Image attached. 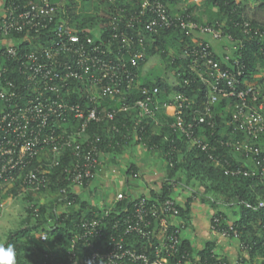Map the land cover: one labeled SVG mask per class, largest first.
I'll return each mask as SVG.
<instances>
[{
	"label": "built area",
	"instance_id": "1",
	"mask_svg": "<svg viewBox=\"0 0 264 264\" xmlns=\"http://www.w3.org/2000/svg\"><path fill=\"white\" fill-rule=\"evenodd\" d=\"M169 1L139 0L132 9L123 5L112 14L108 30L78 31L52 0H0V184L39 191L61 181L66 186L59 188V202L73 206L101 161V139L90 127L108 124L109 133L121 140H141L152 121L161 125L162 115L226 175L251 178L259 168L264 173L258 159L254 168L233 166L219 151L232 148L252 162L264 153V147L247 141L264 136V94L244 78L241 52L258 30L250 22L237 23L244 38L237 37L226 33L225 22L194 21L187 6L181 13L171 11ZM165 31L192 37L194 45L180 55L192 77L182 88L201 82L207 91L202 107L182 92L162 101L159 86L142 85L149 43ZM171 75V84L178 86ZM220 102L227 103L231 134L242 133L246 141L210 140L218 129ZM123 202L128 205L118 208ZM101 210L102 217L83 218L66 253L46 255L45 264H243L249 257L250 245L240 241L236 263L214 250L210 256L183 251L181 230L171 221L180 214L175 199L119 193L114 206ZM211 230L240 240L237 227L223 225L217 216Z\"/></svg>",
	"mask_w": 264,
	"mask_h": 264
},
{
	"label": "trees",
	"instance_id": "2",
	"mask_svg": "<svg viewBox=\"0 0 264 264\" xmlns=\"http://www.w3.org/2000/svg\"><path fill=\"white\" fill-rule=\"evenodd\" d=\"M62 6L64 14L61 17L71 27L78 31H97L100 29L108 30V23L112 14L116 9L123 5L127 8H138L139 0H100L95 6V14L89 12L77 13L73 8L71 0H52ZM91 1V0H85ZM182 0H170L171 11L180 12L179 4ZM134 3V4H133ZM103 7V9H100ZM187 12L192 14L194 21L201 24L216 25L222 22L226 23L224 27L226 33H231L237 37L244 38L242 27L236 24L250 22L254 29L258 30V34H253L251 38L245 40L242 48L243 62L247 66L245 79L257 83L264 81L262 70H264V22H259L254 18H250L244 3H238L236 0H202L200 7H187ZM195 9L201 11L195 13ZM264 10V5L259 7ZM206 18V22H204ZM192 37L186 36L180 31H165L156 37V42L149 43L146 61L157 56L165 65L161 75L156 74V70L145 71V75L141 77L143 86L154 87L159 86L163 94L162 101H168L171 93H184L186 96L194 97L196 106L202 107L206 99V88L199 82H192L186 90H183L182 84L185 79H191V75L185 72L186 60L181 59L180 55L187 48L193 46ZM144 72V68L142 69ZM173 74L178 82V86H173L169 80V74ZM180 74V75H179ZM260 82V83H259ZM263 92V91H262ZM264 94V92H263ZM215 117L218 123V129L215 138L210 140L233 139L234 142L246 141L244 134L239 133L238 136L231 134L227 125L229 114L227 113V103L220 102L215 107ZM161 125L157 126L154 121L144 133L140 134V143L145 144L149 148L159 147L164 155L171 172H182L187 180L199 183V191L204 196H212L213 198L222 199L224 203L231 205L236 204L240 208L239 219L234 222L227 221L223 212H218L215 216L222 220L223 225L233 223L240 233V242H246L250 245L248 260L251 261L256 255H264V173L261 168L257 170L255 177H233L226 175L221 167H216L206 152L196 147H190L189 143L179 133H175L170 124L174 121L166 116H160ZM108 124L92 125L90 133L100 136L99 149L104 151H119L128 140H121V137L109 133ZM253 142L255 146L264 147V136L258 141ZM264 149V148H263ZM220 153L225 155L232 165H244L243 160L248 159L243 153L235 152L232 148H220ZM260 160L264 165V153L260 158H253L254 161ZM68 161H66L67 163ZM59 171V170H58ZM56 171L52 175L53 181L59 177ZM62 177H60V180ZM66 186L65 183L59 182L58 186H50L49 190L41 189L39 191H51L56 193L59 188ZM14 188H21L16 185ZM24 189V188H23ZM172 186L165 183L162 187L160 195L154 194L153 199L165 201L173 199L171 197ZM26 216L22 220L21 226L16 231L9 234L4 243L5 246L12 244L15 247L17 264H45L46 255H64L71 243V239L78 231V225L83 218L102 217L103 212L100 209L90 208L87 202L81 200L77 196L76 203L73 206H65L68 212H60L58 206L62 205L59 200L55 201L50 207L37 206L31 196H27ZM126 202L118 204V208L127 206ZM38 212L35 213V209ZM180 214H185L179 207ZM46 236L43 239V236ZM138 248L140 244L137 245ZM183 251L195 254L193 248L187 241H183L181 245ZM212 245H208L199 255L210 256L213 251ZM264 264V261L262 262Z\"/></svg>",
	"mask_w": 264,
	"mask_h": 264
},
{
	"label": "crops",
	"instance_id": "3",
	"mask_svg": "<svg viewBox=\"0 0 264 264\" xmlns=\"http://www.w3.org/2000/svg\"><path fill=\"white\" fill-rule=\"evenodd\" d=\"M201 5L202 0H182L178 8H195ZM200 11L201 9H195V13ZM204 19L206 22V18ZM243 164L252 167L249 158L244 159ZM167 182L172 186L171 197L185 212L171 219L172 223L180 228L183 240L191 245L195 254L212 245L217 256L236 263L240 256L239 241L224 239L213 233L211 223L218 212L225 213L229 222L237 221L239 217L233 210L237 205H228L222 199L204 196L199 191L198 182L187 180L182 172H171L159 147L149 148L136 140V136H133L129 143H125L118 152L101 153L97 172L90 185L79 190V198L87 202L90 208L101 210L114 206L119 193H125L129 198H152L154 194L160 195L163 185ZM104 185L116 187L117 193L102 192ZM223 208L232 210L231 216H227ZM248 258L243 264H263L264 261V255H256L251 261Z\"/></svg>",
	"mask_w": 264,
	"mask_h": 264
},
{
	"label": "rangeland",
	"instance_id": "4",
	"mask_svg": "<svg viewBox=\"0 0 264 264\" xmlns=\"http://www.w3.org/2000/svg\"><path fill=\"white\" fill-rule=\"evenodd\" d=\"M238 2L244 3L247 8V13L250 18H254L259 22H264V10L259 9V6L264 4V0H237ZM73 3V8L77 13H82L84 11L91 14H95V6H97L100 0H71ZM103 9V7H100ZM156 70L157 75H161L165 69V65L160 61L157 56L152 57L145 68L148 70ZM262 75L264 76V70H262ZM169 80L172 82L174 80L173 76L169 74ZM260 83V82H259ZM260 87L264 92V81L260 83ZM251 161V160H250ZM118 189L113 186L104 185L102 192L111 194L117 193ZM27 196H31L37 206H48L50 207L56 200H59L58 192L53 193L51 191L41 192L34 191L30 189L13 188L9 185L0 184V244L6 243L9 234L20 228L22 220L26 216V206L29 204L26 201ZM227 216L231 214L232 210L229 211L228 208H223ZM60 212H68V208L63 205L58 206ZM236 211V216L240 215V208L238 206L234 207ZM231 216V215H230Z\"/></svg>",
	"mask_w": 264,
	"mask_h": 264
},
{
	"label": "clouds",
	"instance_id": "5",
	"mask_svg": "<svg viewBox=\"0 0 264 264\" xmlns=\"http://www.w3.org/2000/svg\"><path fill=\"white\" fill-rule=\"evenodd\" d=\"M17 253L12 244H0V264H17Z\"/></svg>",
	"mask_w": 264,
	"mask_h": 264
}]
</instances>
